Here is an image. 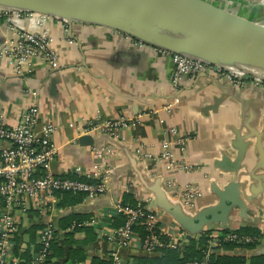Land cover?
Returning <instances> with one entry per match:
<instances>
[{
  "label": "crops",
  "instance_id": "crops-1",
  "mask_svg": "<svg viewBox=\"0 0 264 264\" xmlns=\"http://www.w3.org/2000/svg\"><path fill=\"white\" fill-rule=\"evenodd\" d=\"M45 27L58 55V67L52 69L40 58H34L22 74H16L9 67L8 47L22 30L38 29L32 20H20L15 26L4 21L0 24V117L7 124H15L35 103L41 119L57 125L51 141L58 154L50 166L51 172L83 180L99 177L107 191L97 198L84 197L74 205H63L60 195L48 197L49 206H53L51 212L43 216L30 212L28 218L21 220V234L13 248L15 256L29 260L30 248L38 246L36 230L49 220L59 227L60 219L76 213L86 216L80 223L87 224L80 226L81 231H68L70 223L59 229L62 232L55 244L64 249L65 255H55L52 262L94 264L96 258L105 260L111 248L105 234L123 224L115 227L111 221L113 217H124L115 214L114 206L145 201L155 209L152 204L157 188L186 211L197 212L215 204L217 196L212 185L221 188L233 176L215 163L224 153L230 161H236L233 131L239 130L242 141L249 144L238 172L250 189L246 190V209L232 208L226 224H207L199 235L186 238L178 251L181 253L191 240L208 231L219 234L252 228L260 233L255 247L217 248L214 258L243 257L245 264L253 258H264V137L260 138L264 128V90L249 82L238 87L222 75L207 72L185 79L181 88L175 90L171 85V60L150 50L133 48L117 31L78 22L69 26L57 20L47 22ZM141 114L144 115L138 123L119 128L117 136L104 129H92L94 122H116L121 117L133 119ZM84 136H91L92 144H80L79 138ZM166 149L173 154L175 167L168 168L161 157ZM78 167L80 173L76 172ZM187 188L195 193L190 205L179 195ZM173 223L172 217L164 213L160 224L163 231L171 233ZM86 228L93 238L78 242L85 237ZM72 248L82 250L81 259L72 262L67 257ZM118 253L124 261L163 255L143 250L140 237Z\"/></svg>",
  "mask_w": 264,
  "mask_h": 264
},
{
  "label": "built area",
  "instance_id": "built-area-1",
  "mask_svg": "<svg viewBox=\"0 0 264 264\" xmlns=\"http://www.w3.org/2000/svg\"><path fill=\"white\" fill-rule=\"evenodd\" d=\"M20 20H32L34 28L38 30H22L15 41L11 42L8 53L6 52L10 57V69L16 74H22L25 65L34 58H40L52 69L58 67V55L51 46L52 38L45 27V24L53 18L32 12L0 9V24L4 21L15 26ZM55 20L61 24L64 23V21ZM124 37L137 50H150L171 60L173 63L171 85L175 90L181 88L185 79L195 78L201 72L222 75L238 87L249 82L256 88L264 90V80L173 54L136 41L126 35ZM69 43L73 44V41ZM143 115H138L133 119L121 117L116 122H94L92 129H104L109 135L117 136L119 128L138 123ZM56 130V124L41 119L39 108L35 103H31L26 108L15 124H7L0 117V264H50L51 246L56 242L59 232H62L50 220L42 228L36 230L35 237L38 246L30 248L29 260H20L13 251L14 246L17 245L16 238L21 234V220L28 218L31 211H37L41 216L52 211L53 206H49L48 197L60 192L97 198L107 191L104 180L99 177L91 178L92 180H79L51 172L50 166L58 154V150L51 141ZM161 157L167 161L168 168L177 165L173 154L168 149L163 151ZM80 171L78 167L76 172L80 173ZM179 195L186 204H193L195 193L190 188L179 192ZM114 212L117 215H123L125 220L122 226L111 228L110 233L105 234L111 246L108 254L112 260L111 264H140L133 259L124 261L118 253L120 249L129 248L132 242L140 237L135 228L142 227L144 230V237H140L141 247L151 254L167 249L178 250L186 240L185 230L176 223H173L174 229L170 228L171 233L163 231L160 224L164 213L158 209H150L145 201L137 202L134 206L124 202L117 203L114 206ZM85 224L87 223H72L68 231L73 232L75 226ZM221 241L250 244L258 240L236 232L224 235L211 234L206 241V251L202 259L176 264H214L210 258L217 248H221Z\"/></svg>",
  "mask_w": 264,
  "mask_h": 264
},
{
  "label": "water",
  "instance_id": "water-1",
  "mask_svg": "<svg viewBox=\"0 0 264 264\" xmlns=\"http://www.w3.org/2000/svg\"><path fill=\"white\" fill-rule=\"evenodd\" d=\"M154 1L0 0V9L47 15L69 26L73 22L100 26L173 54L264 80V22L248 21L201 0H169L171 6ZM233 132L232 146L238 156L233 162L224 153L215 163L224 172L233 173L223 187L212 185L217 196L215 204L190 212L163 190L154 191V208L171 216L185 230L188 240L199 235L207 224H226L232 208L246 209V190L250 189L238 172L249 144L242 141L239 130ZM263 137L264 128L260 133ZM79 142L90 145L93 140L84 136Z\"/></svg>",
  "mask_w": 264,
  "mask_h": 264
},
{
  "label": "trees",
  "instance_id": "trees-1",
  "mask_svg": "<svg viewBox=\"0 0 264 264\" xmlns=\"http://www.w3.org/2000/svg\"><path fill=\"white\" fill-rule=\"evenodd\" d=\"M72 178L75 179H79V180H83L80 177H75V176H70ZM57 195L62 196V203L64 204H69V205H74L77 204L79 202H81L84 198V196L82 194H77V195H72L70 193H60L58 192ZM126 203V202H124ZM129 205H136V203H126ZM33 212V211H31ZM86 216H81L79 214L73 213L70 214L68 216L63 217L62 219H60V223H59V227H57V229H63L64 226L68 223H70V225L72 223H80L82 220L86 219ZM125 217H113L111 218V221L113 222L114 226H119L122 222L124 223ZM79 227V228H78ZM75 226V229H77V231H81V227L80 226ZM117 228V227H116ZM83 230V229H82ZM136 232H138V234L140 235V237H144L145 232L142 229V227L140 228H135ZM76 231V230H75ZM210 232L208 231L206 233H203L199 239L197 240H191L189 242V245L186 246V248H184V250L180 253L178 250L175 249H167L163 251V255H157V256H144V257H134L133 260H136L137 262H139L140 264H176V263H182V262H186V261H192L195 259H202L204 256V253L206 251V241L208 240L209 236H210ZM231 232H236L239 235H243V236H249V237H253L256 238L257 240L260 237V233L258 230L256 229H252V228H243L241 230H224L222 232H220V235H224L227 233H231ZM84 233H85V237L82 240H77L78 242H85L91 238H93L92 232L91 230H89L88 228L84 229ZM163 239L166 240V238L163 236ZM258 241L250 243V244H237L235 242L232 241H221V248L224 249H230L233 247H242V248H253L257 245ZM52 249V254H51V260H50V264H58L56 262H52V258L56 256H62L65 255V251L64 249L57 247V244L53 243L51 246ZM67 257L69 259L72 260V262H74V259H81L82 257V250L80 248L77 249H69L68 250V254ZM211 261L214 264H245V259L243 257H230V256H223V257H218L217 259L214 258V255L211 256ZM94 264H111L112 260L111 258L108 256L107 259H100V258H96L93 260ZM250 264H264V258L260 257V258H253L251 259V263Z\"/></svg>",
  "mask_w": 264,
  "mask_h": 264
},
{
  "label": "rangeland",
  "instance_id": "rangeland-1",
  "mask_svg": "<svg viewBox=\"0 0 264 264\" xmlns=\"http://www.w3.org/2000/svg\"><path fill=\"white\" fill-rule=\"evenodd\" d=\"M214 8L236 13L248 21L264 22V4L257 0H201ZM53 20H55L53 18ZM37 212V211H35ZM211 235V234H210ZM213 235V234H212Z\"/></svg>",
  "mask_w": 264,
  "mask_h": 264
},
{
  "label": "bare ground",
  "instance_id": "bare-ground-1",
  "mask_svg": "<svg viewBox=\"0 0 264 264\" xmlns=\"http://www.w3.org/2000/svg\"><path fill=\"white\" fill-rule=\"evenodd\" d=\"M143 1H152V0H143ZM257 1H259L260 4H264V0H257ZM153 2H155V1L153 0ZM158 4H164V5H167V6H171L172 5L169 0H166V1L165 0H159V3Z\"/></svg>",
  "mask_w": 264,
  "mask_h": 264
}]
</instances>
